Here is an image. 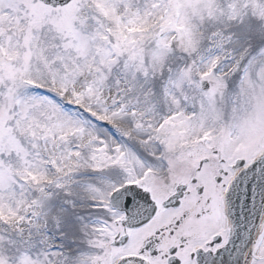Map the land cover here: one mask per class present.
<instances>
[{
  "label": "rangeland",
  "instance_id": "1",
  "mask_svg": "<svg viewBox=\"0 0 264 264\" xmlns=\"http://www.w3.org/2000/svg\"><path fill=\"white\" fill-rule=\"evenodd\" d=\"M7 1L0 0V264H91L120 230L121 216L102 205L111 190L149 174L150 188L152 179L162 178L174 150H243L253 157L259 152L253 148L264 142V129L259 132L263 122L253 128L254 135L241 123H247L249 108L264 111L257 107L264 99V0H190L177 10L176 0H75L57 10L36 0H9L4 6ZM259 2L263 6L258 9ZM158 19L163 21L158 34H133L135 44L130 43L129 31H145ZM226 36L239 51L229 63L219 62L220 74L210 78L208 69L213 71L216 59L229 60L222 43ZM165 42L166 48H160ZM134 50L140 61L130 59ZM244 52L246 78L231 84L225 74L232 75V65ZM168 60L181 64L174 76L167 75ZM256 81L259 102L248 92ZM39 87L57 92L62 101L36 94ZM235 96L237 101L230 102ZM65 102L87 108L96 119L126 125L144 144L137 150L125 140L115 146L110 132L77 110L63 108ZM136 112L134 126L125 124L122 114ZM100 132L106 137L100 138ZM223 134L228 135L222 139ZM118 135L114 132L113 138ZM50 164L58 176L78 170L98 178L94 184L83 178L87 193L79 186L89 205L91 199L100 200L94 209L100 219L96 228L88 226L92 213L81 222L76 254L67 245L58 253L47 252L58 244L60 226L50 233L45 218L70 224L72 212L62 190L44 195L46 182L57 177ZM59 182L57 190L70 191L65 180ZM17 237L43 238L33 242L43 247L29 248L26 240L15 246Z\"/></svg>",
  "mask_w": 264,
  "mask_h": 264
},
{
  "label": "bare ground",
  "instance_id": "2",
  "mask_svg": "<svg viewBox=\"0 0 264 264\" xmlns=\"http://www.w3.org/2000/svg\"><path fill=\"white\" fill-rule=\"evenodd\" d=\"M4 6H8V4H4ZM177 62L179 63V61H177ZM178 63H175V62H171L170 63L169 67L171 68V71H170V74L172 73L171 76H174L178 71L181 70V64H178ZM166 78L168 79L167 75H166ZM113 99H114V97L111 99V103H113ZM155 103H158V102H155ZM110 106H112V105H110ZM162 107H163V105L159 104L157 106V110H160V112H162ZM124 117H125V119L128 120L127 123L130 124L131 121H132L131 120L132 118L131 117H127L125 114H124ZM135 117H136V120H137L138 119V115L136 113H135ZM129 118H131V119H129ZM99 137L100 138H105L106 137L105 132H100L99 133ZM100 141H103L105 143L104 140H100ZM106 141H107V143L112 144L110 142L111 140L109 141V140H107V138H106ZM76 179H82V178H79V177L75 176L74 179L71 180V183H67V185H69V186L73 185V187L78 186V184H80V183L79 182H74V180H76ZM87 181H88V183L90 182L89 180H87ZM94 183L95 182H93L92 184H94ZM87 184H83L84 190H85ZM89 184H91V183H89ZM51 210L54 211V214L57 217L62 218V214H60L58 212V210H56L54 207H51ZM86 213H89V210L87 209L86 204L82 202V199L79 198L78 201L76 202L75 208L72 210V212H68L69 215L67 214L69 216V218H70V224H69L68 220H66V222H64V224L63 223H59V222H55V217H51L48 221H46L45 225L49 229H54V230H55V226L59 225L60 226L59 233L62 235L65 243L67 242L66 245H70V246H67V247H71L72 246L73 250H74L73 252L74 253H78V249H80V243H79V240L77 238L78 234H79V232H78L79 228H77L76 230L73 229L74 231H72L71 224H76L78 222V219L81 218V217H84L83 215H85ZM66 237H69L68 241H66ZM73 241H74V243H73ZM16 242H17V244L19 242L22 243V241H16V238H15L14 243H16ZM40 246H41L40 244H37V245L34 246V248H39ZM42 247L43 246H41V248Z\"/></svg>",
  "mask_w": 264,
  "mask_h": 264
},
{
  "label": "water",
  "instance_id": "3",
  "mask_svg": "<svg viewBox=\"0 0 264 264\" xmlns=\"http://www.w3.org/2000/svg\"><path fill=\"white\" fill-rule=\"evenodd\" d=\"M256 198L247 197V199L244 201V206L246 207L250 203H255ZM240 203L243 205V201H240Z\"/></svg>",
  "mask_w": 264,
  "mask_h": 264
}]
</instances>
